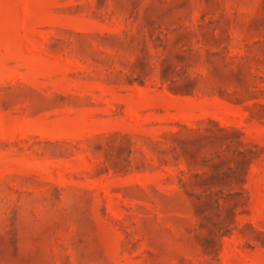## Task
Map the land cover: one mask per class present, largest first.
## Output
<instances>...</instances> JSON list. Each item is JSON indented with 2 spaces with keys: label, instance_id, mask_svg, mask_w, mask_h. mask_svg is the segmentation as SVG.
I'll list each match as a JSON object with an SVG mask.
<instances>
[{
  "label": "rangeland",
  "instance_id": "1",
  "mask_svg": "<svg viewBox=\"0 0 264 264\" xmlns=\"http://www.w3.org/2000/svg\"><path fill=\"white\" fill-rule=\"evenodd\" d=\"M0 264H264V0H0Z\"/></svg>",
  "mask_w": 264,
  "mask_h": 264
}]
</instances>
